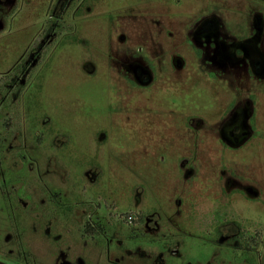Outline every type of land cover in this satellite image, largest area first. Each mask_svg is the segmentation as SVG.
Wrapping results in <instances>:
<instances>
[{
	"label": "rangeland",
	"instance_id": "rangeland-1",
	"mask_svg": "<svg viewBox=\"0 0 264 264\" xmlns=\"http://www.w3.org/2000/svg\"><path fill=\"white\" fill-rule=\"evenodd\" d=\"M0 260L264 264V2L0 0Z\"/></svg>",
	"mask_w": 264,
	"mask_h": 264
},
{
	"label": "trees",
	"instance_id": "trees-1",
	"mask_svg": "<svg viewBox=\"0 0 264 264\" xmlns=\"http://www.w3.org/2000/svg\"><path fill=\"white\" fill-rule=\"evenodd\" d=\"M85 231H86L88 234H95V233H97L96 228L93 227V226H91V225H87V226L85 227Z\"/></svg>",
	"mask_w": 264,
	"mask_h": 264
},
{
	"label": "flooded vegetation",
	"instance_id": "flooded-vegetation-1",
	"mask_svg": "<svg viewBox=\"0 0 264 264\" xmlns=\"http://www.w3.org/2000/svg\"><path fill=\"white\" fill-rule=\"evenodd\" d=\"M257 1L264 2V0H257ZM0 261H1V260H0ZM2 262H4V261H2ZM5 263L11 264V263H9V262H5Z\"/></svg>",
	"mask_w": 264,
	"mask_h": 264
},
{
	"label": "water",
	"instance_id": "water-1",
	"mask_svg": "<svg viewBox=\"0 0 264 264\" xmlns=\"http://www.w3.org/2000/svg\"><path fill=\"white\" fill-rule=\"evenodd\" d=\"M0 264H8V263H5V262L0 261Z\"/></svg>",
	"mask_w": 264,
	"mask_h": 264
}]
</instances>
